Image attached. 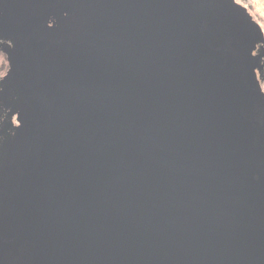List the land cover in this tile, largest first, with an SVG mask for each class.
<instances>
[{"label": "water", "instance_id": "water-1", "mask_svg": "<svg viewBox=\"0 0 264 264\" xmlns=\"http://www.w3.org/2000/svg\"><path fill=\"white\" fill-rule=\"evenodd\" d=\"M36 5L41 81L0 228L33 264H264V30L248 8Z\"/></svg>", "mask_w": 264, "mask_h": 264}, {"label": "flooded vegetation", "instance_id": "flooded-vegetation-1", "mask_svg": "<svg viewBox=\"0 0 264 264\" xmlns=\"http://www.w3.org/2000/svg\"><path fill=\"white\" fill-rule=\"evenodd\" d=\"M7 2L8 0L2 3ZM37 2L38 0H13L11 5L17 9L7 10L11 14L6 16L8 19H15L12 26L8 27V22L0 21V57L4 60V68L0 74V212L5 209L6 202L17 189L20 178L19 172L13 170V165L8 163L7 152L14 143L30 140L18 120L19 113L36 100L41 81L38 66L29 60L25 50L29 38L39 31L33 21L38 14L35 9ZM24 14L33 20L23 24ZM1 15L0 10V18ZM3 49H7L10 55ZM262 78L264 84V69ZM16 244L0 228V264H33L30 252Z\"/></svg>", "mask_w": 264, "mask_h": 264}, {"label": "rangeland", "instance_id": "rangeland-1", "mask_svg": "<svg viewBox=\"0 0 264 264\" xmlns=\"http://www.w3.org/2000/svg\"><path fill=\"white\" fill-rule=\"evenodd\" d=\"M238 3L246 6L253 17L260 23L264 30V0H236ZM4 68V60L0 57V74ZM264 88V84H263Z\"/></svg>", "mask_w": 264, "mask_h": 264}]
</instances>
